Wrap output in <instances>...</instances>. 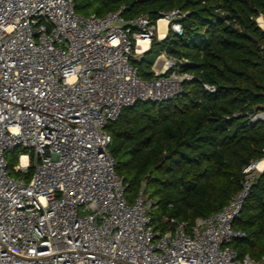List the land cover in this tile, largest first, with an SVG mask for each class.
<instances>
[{
    "label": "built area",
    "instance_id": "1",
    "mask_svg": "<svg viewBox=\"0 0 264 264\" xmlns=\"http://www.w3.org/2000/svg\"><path fill=\"white\" fill-rule=\"evenodd\" d=\"M124 9L83 16L74 0H0V264H264L231 247L264 157L228 205L193 223H154L142 187L128 200L107 125L139 101L179 96L192 75L166 50L149 80L134 64L155 35L182 34L184 13L162 16L160 38L159 20ZM259 121L264 107L249 116Z\"/></svg>",
    "mask_w": 264,
    "mask_h": 264
},
{
    "label": "trees",
    "instance_id": "2",
    "mask_svg": "<svg viewBox=\"0 0 264 264\" xmlns=\"http://www.w3.org/2000/svg\"><path fill=\"white\" fill-rule=\"evenodd\" d=\"M78 14L104 16L125 6L131 19L153 22L179 9L182 34L151 41L134 64L143 79L162 50L183 58L192 75L170 100L139 101L106 127L116 172L131 202L142 187L153 202L151 218L193 223L228 205L241 190L242 170L264 157V121L249 122L264 107V0H74ZM204 85L214 87L208 91ZM14 160L9 161L13 165ZM32 171H29L27 177ZM233 228L245 237L231 247L255 261L264 257V169L257 174Z\"/></svg>",
    "mask_w": 264,
    "mask_h": 264
},
{
    "label": "rangeland",
    "instance_id": "3",
    "mask_svg": "<svg viewBox=\"0 0 264 264\" xmlns=\"http://www.w3.org/2000/svg\"><path fill=\"white\" fill-rule=\"evenodd\" d=\"M256 21H257V23H258V25H260L261 27H264V17H259L258 19H256ZM160 66H161V60L160 59H158L157 61H156V63H155V65H154V69L155 70H159L160 69ZM18 152H20V151H16V152H14V153H10L9 155H8V161H10L11 159H13L14 160V162H13V165L17 162V154H18ZM29 154H32V151H27ZM264 167V166H263ZM13 173V172H12ZM14 174V173H13Z\"/></svg>",
    "mask_w": 264,
    "mask_h": 264
},
{
    "label": "bare ground",
    "instance_id": "4",
    "mask_svg": "<svg viewBox=\"0 0 264 264\" xmlns=\"http://www.w3.org/2000/svg\"><path fill=\"white\" fill-rule=\"evenodd\" d=\"M158 25H159V28H158L159 37H163V33H165V29H166L165 28L166 27L165 19L164 18L159 19ZM145 43H146L145 41H140L139 45L145 47V45H146ZM263 165H264V162L262 161L259 163L258 168L259 169L262 168Z\"/></svg>",
    "mask_w": 264,
    "mask_h": 264
},
{
    "label": "crops",
    "instance_id": "5",
    "mask_svg": "<svg viewBox=\"0 0 264 264\" xmlns=\"http://www.w3.org/2000/svg\"><path fill=\"white\" fill-rule=\"evenodd\" d=\"M163 35H164V33H163ZM160 38H162V37H160Z\"/></svg>",
    "mask_w": 264,
    "mask_h": 264
}]
</instances>
